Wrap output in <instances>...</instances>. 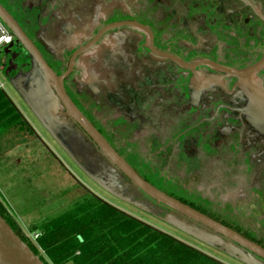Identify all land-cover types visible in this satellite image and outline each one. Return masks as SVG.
<instances>
[{
	"label": "flooded vegetation",
	"instance_id": "1",
	"mask_svg": "<svg viewBox=\"0 0 264 264\" xmlns=\"http://www.w3.org/2000/svg\"><path fill=\"white\" fill-rule=\"evenodd\" d=\"M0 13L141 178L264 248V0H0ZM0 25V73L96 189L242 264L163 221L215 233L135 184Z\"/></svg>",
	"mask_w": 264,
	"mask_h": 264
},
{
	"label": "trees",
	"instance_id": "2",
	"mask_svg": "<svg viewBox=\"0 0 264 264\" xmlns=\"http://www.w3.org/2000/svg\"><path fill=\"white\" fill-rule=\"evenodd\" d=\"M11 104L0 89V126L22 124ZM0 214L46 264H227L96 196L31 225L35 237L22 231L1 200Z\"/></svg>",
	"mask_w": 264,
	"mask_h": 264
},
{
	"label": "rangeland",
	"instance_id": "3",
	"mask_svg": "<svg viewBox=\"0 0 264 264\" xmlns=\"http://www.w3.org/2000/svg\"><path fill=\"white\" fill-rule=\"evenodd\" d=\"M0 82L4 83L5 94L11 100L8 106H15L22 119L27 120L28 128L23 132L17 128L16 132L6 135L0 127V195L24 233L34 236L29 232L31 225L58 217L84 198L96 196L227 264H239L96 189L41 128L1 73ZM19 159L21 163H17Z\"/></svg>",
	"mask_w": 264,
	"mask_h": 264
},
{
	"label": "water",
	"instance_id": "4",
	"mask_svg": "<svg viewBox=\"0 0 264 264\" xmlns=\"http://www.w3.org/2000/svg\"><path fill=\"white\" fill-rule=\"evenodd\" d=\"M0 16L4 22L11 28L14 35L20 40L24 46L27 48L29 53L33 56L35 62L40 66L49 78L53 80L54 87L57 89L61 100L65 103L68 108V112L91 136V138L99 145L103 152L111 158L128 176L129 178L137 184L142 190H144L151 197L157 199L160 202L165 203L174 210L180 212L181 214L188 216L209 229L215 231L209 232L205 228H200L196 224H189L188 222L182 221L176 216L165 215L160 216V218L166 223L172 225L173 227L193 236L197 240L208 244L213 247H220L224 253L242 264H264V248L255 242L238 234L234 230L224 226L223 224L213 220L212 218L206 216L205 214L195 210L194 208L178 201L177 199L161 192L156 189L150 183L141 178L132 168L126 163L109 145V143L104 139V137L95 129V127L87 120V118L75 107L72 101L69 99L64 91L61 79H59L53 70L46 64V62L41 57L39 51L35 48L32 42L11 22V20L0 13ZM4 30L0 25V38L3 36ZM21 93V91H20ZM21 95V94H20ZM25 103L31 108L32 104L27 96H21ZM34 113L39 119L42 117L39 113L34 110ZM43 121V119H42ZM124 199V198H123ZM127 202H130L128 199ZM131 203V202H130ZM135 206L141 210L153 213L149 208L145 207L141 202H132ZM155 214V213H154ZM218 233V234H217ZM222 236L230 239L225 241ZM237 243L244 248L248 249L250 252L256 253L263 259L257 258L250 252H245L239 246L235 245ZM0 264H46L35 252L30 248V246L20 237L18 233L14 231L11 225L6 221V219L0 214Z\"/></svg>",
	"mask_w": 264,
	"mask_h": 264
},
{
	"label": "crops",
	"instance_id": "5",
	"mask_svg": "<svg viewBox=\"0 0 264 264\" xmlns=\"http://www.w3.org/2000/svg\"><path fill=\"white\" fill-rule=\"evenodd\" d=\"M3 85V88L2 87H0V89L2 88L3 90L4 89H6L5 88V85H4V83L2 84ZM5 92V91H4ZM22 124L21 125H18V126H16L15 127V124L14 123H11V124H6V125H1L0 127L3 129V132H6L5 134L6 135H10L11 133H13V132H16L17 130V128L18 129H20L21 130V132H23V131H25V130H27V125H26V121H24V119H22ZM0 137H1V135H0ZM22 161L19 159L18 160V162L17 163H21ZM0 200L3 202V204L6 206V202H5V200L3 199V197L0 195ZM6 208H7V206H6ZM8 209V208H7Z\"/></svg>",
	"mask_w": 264,
	"mask_h": 264
},
{
	"label": "built area",
	"instance_id": "6",
	"mask_svg": "<svg viewBox=\"0 0 264 264\" xmlns=\"http://www.w3.org/2000/svg\"><path fill=\"white\" fill-rule=\"evenodd\" d=\"M8 40H9V38H6L5 40H3V38H0V44L3 43V42H6ZM33 237H35V236H33Z\"/></svg>",
	"mask_w": 264,
	"mask_h": 264
}]
</instances>
